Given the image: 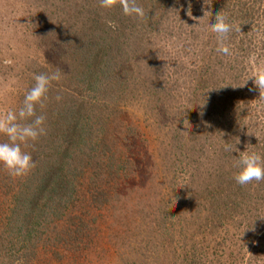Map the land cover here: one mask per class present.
I'll return each mask as SVG.
<instances>
[{"label": "rangeland", "instance_id": "rangeland-1", "mask_svg": "<svg viewBox=\"0 0 264 264\" xmlns=\"http://www.w3.org/2000/svg\"><path fill=\"white\" fill-rule=\"evenodd\" d=\"M90 1L92 4L98 2ZM83 2L0 0V114L17 110L22 105L24 94L30 88L29 81H34L33 75L46 72V62L53 57L50 46L56 45L60 49L67 35L72 34L71 41L79 38L86 14L94 12L90 9L86 13ZM203 4L200 2L192 9V17L196 19L186 14V3L177 6L178 15L175 13L171 19L173 27L165 32H160L159 26L147 30L143 26L144 20H139L133 28L129 26L134 31L130 45L136 51L130 52L128 46L125 49L130 55L132 69L127 70L121 62L116 66L120 75L122 72L129 78L130 84H124V78L115 76L112 70L109 78L113 81L112 87L102 85L90 89L91 93L96 92L91 97L95 98L92 101L98 107L93 114H101L106 119L100 137L103 140L116 137L120 144H115V161L123 154L132 162L135 173L120 186V192L107 207L100 210L87 208L80 253L74 252L68 244L60 247L53 241L55 223L45 232L44 240H49V244L40 246L35 257L26 256V248L22 251L16 248V253L0 250V264H191L184 260L186 250H194L201 264H264V215L259 223L239 230L221 228L215 235H211V229L202 227L206 232L200 231L202 235L199 230L189 232L186 240L169 226L172 219L168 217L194 214L198 220L204 216L208 202L194 190L192 180L197 178L203 182L202 174L205 176L215 169L214 162H208L207 156L217 141L227 139L229 125L233 126L234 122L242 125L240 134H233L236 142L233 146L240 145L245 151L247 146L249 151H255L256 144L264 138V131L259 130L253 115L251 120L246 117L243 122L242 113L236 117L229 110L232 106L227 103L233 95H229L225 81H220L227 71L225 58L210 60L205 55L210 40L199 44L191 38L213 34L205 25L206 21L198 22L205 28H193L204 16ZM46 5L49 12L45 10ZM69 24L76 29L69 30ZM243 29L250 35L255 27L253 24L250 29ZM258 40L261 46H257L255 39L246 55L251 66L242 78L244 82L240 84L239 94L256 101L260 93L254 84L255 78L251 77L264 71V40L262 36ZM197 77L201 79L198 86ZM61 88L66 92L65 98L70 93L75 95L74 84L61 81ZM112 92L116 96L111 94L109 98L114 96V101L105 103L106 106L101 104L100 99ZM259 105L264 108V100ZM255 114L264 117V113ZM190 121H193V134L184 132L183 138H176L179 128ZM260 126L264 127V124ZM244 128H253L249 132L255 133L257 138L245 136ZM2 136L0 134V142L6 140ZM186 144L196 148L195 159L185 154L183 146ZM123 145L125 149L121 148ZM18 182V178H12L0 165V234L5 231ZM141 218L148 223L153 221L157 231H160L159 226L168 227L163 244V240L149 244L133 242L131 235L135 236L138 231L135 228ZM183 240L188 241V245ZM203 247L210 249V254Z\"/></svg>", "mask_w": 264, "mask_h": 264}, {"label": "trees", "instance_id": "trees-1", "mask_svg": "<svg viewBox=\"0 0 264 264\" xmlns=\"http://www.w3.org/2000/svg\"><path fill=\"white\" fill-rule=\"evenodd\" d=\"M84 1L82 5L86 13H89L90 9L94 12L86 14L79 38L71 41L72 34L67 35L60 49L56 45L50 46V54L53 57L46 62L45 71L49 72V67L50 72L59 69L62 78L53 82L49 91V101L44 110L47 116V134L34 143L30 142L25 148V151L32 154L37 164L27 176L18 178L19 182L14 187L11 213L7 217L5 231L0 234V250L15 251L18 248V251H22L26 248V256L35 257L40 246L49 244V240H44L45 232L49 230L50 225L56 223L52 228V233L56 235L53 241L55 240L60 247L68 244L75 250L74 252L80 253L78 251L82 243L80 237H83L85 231L84 218L87 215V208L94 207L100 210L107 207L115 194L120 192V186L135 173L132 162L123 154L115 161L114 149L116 142L118 143L116 137L106 138L107 140L100 137L99 132L106 119L101 114H93L98 107H95L96 102L92 101L95 98L91 97L96 92L91 93L90 89L102 85L112 87L113 81L109 78L112 77V70L115 76L120 75L116 66L118 62L124 64L127 70L132 69L128 57L130 55L125 47L128 46L132 53L136 51L134 46L130 45L134 31L129 29V26L135 27L139 20L123 14L119 6L121 0H116V5L110 10L98 7L99 2L92 4L90 0ZM138 2L147 13L143 26H146L147 30H155L159 26L160 32L173 27L171 19L175 13L178 15L177 6L186 3L188 7L187 0H138ZM200 2L204 0H191L192 9L197 8ZM203 7H207L209 11V21L216 11L224 10L233 23V31L226 42L229 52L225 55L216 51L218 45L215 33L191 38L199 41V44L204 41L208 43L210 40L205 53L210 60L225 58L227 71L222 74L220 81H225V88L229 95H233L229 96L231 102L227 103L232 106L229 110L235 113L236 117L242 113L243 122L246 121V117L247 120H251L253 115L259 130L264 131V127L260 126L264 124V117H257L255 114L264 113V108L259 105L263 100L260 96L256 101L244 96L243 93L239 95L240 84L244 82L242 78L246 76L245 73L251 66L246 55L255 39L258 41V47L261 46L258 38L262 36L264 40V0H210V3L203 4ZM45 10L49 12L47 5ZM253 24L255 34L252 30V34L249 35L243 28L248 30ZM205 25H201L200 28H205ZM67 28L76 29L72 24ZM66 33L67 31L64 35ZM47 51L49 52V49ZM124 67L123 72L126 71ZM120 77L124 78V84H130L129 78L122 72ZM61 81L74 84L75 95L70 93L65 98L66 92L61 88ZM29 82L31 87L34 81ZM200 82L201 79L197 77L196 85L201 84ZM111 94L116 96L113 92L108 93L100 99L103 102L97 101L106 106L105 103L114 101V96L109 98ZM58 95L61 97L59 101L55 99ZM252 102L255 105H252ZM192 125L193 121H190L179 128L176 138H183L184 132H190L192 135L194 132ZM242 128V125H237L236 122L233 126L229 125L227 139L217 141L218 144L211 148V153L208 154L207 151L205 153L210 155L207 156V161H213L215 169L205 176L202 174L203 182L192 178L194 190L200 192L208 202L204 216L198 220L194 214L189 217H181L182 214L175 215L174 218L168 217L172 220L170 225H167L174 227L172 231L178 230L184 240L189 238V232L195 230H199L198 233L202 235L201 232H206L202 227L208 231L211 229V235H215L221 228L233 227L239 230L241 227L262 221L264 183L241 187L233 180L236 172L233 156L245 151L240 145L233 146L236 143L233 134H240ZM250 129L253 128H244L243 134L256 137L255 133L250 134ZM262 134L264 137V132ZM2 137L7 139L4 135ZM225 142L230 143L232 151L237 148L239 152L225 151ZM190 147L186 144L183 150L189 158L195 159L197 150ZM121 148L125 149V146ZM255 149L256 152L264 154V138L260 144H256ZM202 151L205 152L204 149ZM138 223L139 226L135 228L138 231L135 236L131 235L134 243L149 244L163 240V244L166 240L165 230H168V227L159 226L160 231H157L153 221L148 223L143 218L138 219ZM33 235L35 238H31ZM184 240V244L188 245V241ZM203 249L210 254V249L205 247ZM205 252L203 254H206ZM54 255L57 256L58 253ZM183 257L191 264H201V259L195 255L194 250H186Z\"/></svg>", "mask_w": 264, "mask_h": 264}, {"label": "clouds", "instance_id": "clouds-1", "mask_svg": "<svg viewBox=\"0 0 264 264\" xmlns=\"http://www.w3.org/2000/svg\"><path fill=\"white\" fill-rule=\"evenodd\" d=\"M98 2L99 6L105 10H110L116 5V0H98ZM187 3L186 14L196 19L192 17L191 0H187ZM209 3L210 0H204L205 5ZM119 6L127 17L141 21L147 18L145 8L138 0H121ZM208 16L209 11L205 7L203 18L199 19L193 28L201 27L199 21H206L211 32L216 34L218 45L216 51L226 55L229 52L226 42L229 40V34L233 31L234 25L224 10L216 11L211 21L208 20ZM61 78L62 73L59 69L34 74V84L24 94L22 105L17 110H9L0 114V134L7 138L0 142V165L7 169L14 179L27 176L36 167V160L30 152L24 149L30 142L34 143L47 134V116L44 110L49 101V91L53 82L60 81ZM251 78H255L254 84L259 89L260 99L264 100V71ZM55 99L59 101L61 97L58 95ZM224 150L232 151L230 143L225 142ZM233 152H239V150L235 148ZM233 160L236 168L233 180L236 184L243 187L249 184L264 183V154L249 151L247 146V150L239 152L238 156H233Z\"/></svg>", "mask_w": 264, "mask_h": 264}]
</instances>
